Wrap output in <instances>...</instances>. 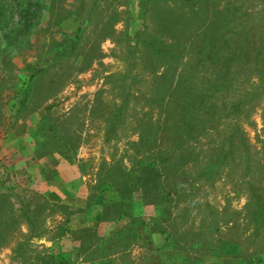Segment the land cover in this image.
I'll return each instance as SVG.
<instances>
[{
	"label": "rangeland",
	"instance_id": "obj_1",
	"mask_svg": "<svg viewBox=\"0 0 264 264\" xmlns=\"http://www.w3.org/2000/svg\"><path fill=\"white\" fill-rule=\"evenodd\" d=\"M0 264H264V0H0Z\"/></svg>",
	"mask_w": 264,
	"mask_h": 264
},
{
	"label": "crops",
	"instance_id": "obj_2",
	"mask_svg": "<svg viewBox=\"0 0 264 264\" xmlns=\"http://www.w3.org/2000/svg\"><path fill=\"white\" fill-rule=\"evenodd\" d=\"M49 172V171H48ZM48 172H44V175L41 176L42 178L39 181H34V179H32L31 177H29V181L31 184L33 183H39V188L41 189L40 192H44L48 194L47 198L51 201H55L60 203L61 205H64L65 207L67 206H75L77 208L76 212H72L70 214H64L63 212H61L60 216L64 217L65 219H69V218H77L80 216L79 214V208H82L86 202H85V198H84V190L82 189L81 184L79 185V183L77 182L78 178L77 176H74V180L76 178V185L74 187V189H72L71 191L69 190V188L67 189H63V187H65V185H67L69 183V174L64 172V173H60L59 174V178H60V182L62 183H55L52 182V176L49 173V176L46 175ZM35 186L37 187V185L35 184ZM52 195H55L56 197H52ZM59 198V199H58ZM76 215V216H75Z\"/></svg>",
	"mask_w": 264,
	"mask_h": 264
},
{
	"label": "trees",
	"instance_id": "obj_3",
	"mask_svg": "<svg viewBox=\"0 0 264 264\" xmlns=\"http://www.w3.org/2000/svg\"><path fill=\"white\" fill-rule=\"evenodd\" d=\"M67 46H68V48H72V47H73V42L71 41L70 44L67 45ZM224 157H225V156H224ZM224 157H223V158H224ZM259 208H262L261 205H260ZM260 212L263 214V209H262ZM223 244H225V249L229 250V246H231V244H230V243H223ZM227 250H226L225 254H223V255L229 256Z\"/></svg>",
	"mask_w": 264,
	"mask_h": 264
}]
</instances>
